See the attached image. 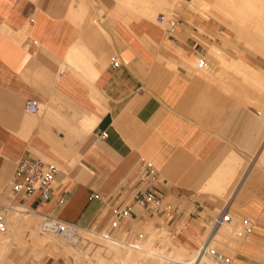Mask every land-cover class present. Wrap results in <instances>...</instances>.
Masks as SVG:
<instances>
[{
    "label": "crops",
    "instance_id": "crops-1",
    "mask_svg": "<svg viewBox=\"0 0 264 264\" xmlns=\"http://www.w3.org/2000/svg\"><path fill=\"white\" fill-rule=\"evenodd\" d=\"M206 2L213 7L217 0ZM202 3L0 0V202L112 237L135 228L140 240L138 232L164 230L180 245L174 249L192 252L219 210L237 203L254 218L250 242L226 248L237 264H264V116L251 105L264 99V69L243 55L234 56V68L224 67L214 45L225 83L198 69L207 44L222 33L208 13L223 22ZM169 5L174 25L167 31L157 17L166 18ZM245 42L264 57V47ZM27 100L37 102V114L26 111ZM102 131L107 137H99ZM234 155L242 164L232 186L236 175H219ZM24 156L58 168L45 202L38 193H10ZM140 189L154 191L160 206L135 204ZM35 243L34 254L63 251L40 244L35 252ZM26 245L8 238L0 264H23Z\"/></svg>",
    "mask_w": 264,
    "mask_h": 264
},
{
    "label": "rangeland",
    "instance_id": "rangeland-1",
    "mask_svg": "<svg viewBox=\"0 0 264 264\" xmlns=\"http://www.w3.org/2000/svg\"><path fill=\"white\" fill-rule=\"evenodd\" d=\"M203 4L204 5L202 6H204L205 9L217 15L224 23L218 20L216 17L212 16L210 13H208L209 14L208 16L213 17L214 20L217 22V24L219 25V30L222 31V33L218 35L219 42L213 41L212 43L207 44L208 51H207L206 60L204 63L205 66L203 67L201 66L198 69L201 70V72H203L204 74L216 79L220 84L225 83L224 81L225 73H222V67L220 66V61H223L222 59L224 58L223 56H225L226 58H230V61H233V59L235 58L234 56L243 55L251 63H253V65L259 66L264 69V57H262V55L258 51H256L254 48L249 47L245 42V40L247 39V41L253 46H256L257 43H259V41L260 42L263 41L261 43H264V33L259 30L253 29V26L258 21L257 17L255 16L256 18H253V16H249L248 14H246V11H244L246 9L245 0H239V1L237 0H231V1L230 0H217L216 4L213 7L210 4L205 3V2ZM235 4H239L241 8L240 7L233 8ZM148 5H149V2H148ZM168 7L169 9H168L166 18H169V16H171L170 15L171 5H169ZM160 9L161 7H159L157 10H160ZM154 14H155V11L152 12V15ZM260 22L261 24L264 23L262 19H260ZM249 26L251 27L252 30H250ZM225 34L229 35L227 43H224L223 41ZM212 45L216 46L215 51L218 52L220 61L216 57V54L210 51V46ZM258 46H260V43L258 44ZM221 63L223 66L225 65L224 62H221ZM224 67H227V66L225 65ZM250 92L251 94L258 96V92L255 89L250 88ZM251 105H253L257 111H260L262 116H264V99H262V103L256 100V102ZM241 164L242 163H240V165L237 166V169L238 167L239 169H241ZM237 178H238V175L236 174L235 180L231 183L232 186L236 184ZM218 195L220 199L222 200V204H224V202L228 199L227 191L224 190L223 193H218ZM28 214L31 217L36 218V225L33 224L31 226H23L19 228L18 231H16L18 235L16 233L10 234V238H12L13 240H15L17 237H22L27 244L25 247L26 252L25 254H22L23 264H40V263L53 264L52 263L53 261H55L56 263L58 262L60 264H79L78 262H82V261H83L82 262L83 264H95L98 257H103L107 260H111L115 264H134V262L135 264H177L169 259H166V257L173 258L174 256L172 253H173L174 248L179 247L180 245L174 244L171 241L170 237L168 236L167 232L164 230H160L157 232L144 230V231L138 232L140 235V240H138V238L135 236V233H137L135 228H129L130 229L129 232L125 233L126 234L125 238H123V234H120L118 237H112L108 235L107 232L98 233V232H94L89 229L87 230L80 229L78 232L79 233L78 241H72L70 239L58 237L53 234H45V233L40 232V222H41L42 217L36 214H32V213H27V216L26 214L24 216L28 217L29 216ZM15 215L16 217H19V218L24 217L22 216L23 214H19L21 216L20 217L17 214L12 213L10 215L8 229H6L7 230L6 232H8L9 230V224L11 222L12 216H15ZM231 215H232L233 220L231 221L230 226L227 225L228 222H225V223L222 222V224H219V226L217 227L215 226L213 228L211 226L212 224H210L206 226L205 231H204V236H205L204 240H205L207 236L209 235V232H210L209 230L213 229L212 235H214V237H213V240L211 241V246H213L215 249L229 256H233V253L231 250L226 248V245H229L230 247H233L239 250L242 244L250 242V233L246 234L243 228L244 226L243 219L246 215H243V213L239 211L237 207V203H234L232 205ZM106 237H111V239L125 242L127 245L126 244L120 245L122 249L129 248L130 245H134V246L137 245L139 247H143L147 244L148 245L155 244L154 247L156 248H154L152 251L156 255H147L144 252L137 250V253L140 252L138 254L139 260L132 261V263H128V261L123 260L121 254L119 253L117 254L115 250L110 248L109 243L112 241H110L111 239H108ZM34 242H36L34 245L35 252H37L38 245L40 244L44 245L46 249L49 247H53V248L57 247L59 249H65L66 247L67 248L66 250H68V252L62 251L61 254H57L58 250H53L50 253L51 258L48 256L46 257L47 251L45 249H39L37 254H34L31 251V248H32L31 245ZM200 245L201 243L199 244V246ZM192 250H194L195 252L194 257H197L196 254L199 252L198 251L199 249L197 250L196 248ZM134 251L136 250L134 249ZM41 252H42V255H40ZM77 252L78 253L80 252V255L82 258L79 260H82V261L76 260L77 258L75 256ZM44 254L45 256H43ZM45 257L47 258V260ZM204 260H206L205 257H204ZM204 260H202L201 263H196V264H209L207 260L206 261ZM183 262L184 264H195L196 259L186 258V260H184ZM234 264H237V262L234 261Z\"/></svg>",
    "mask_w": 264,
    "mask_h": 264
},
{
    "label": "built area",
    "instance_id": "built-area-1",
    "mask_svg": "<svg viewBox=\"0 0 264 264\" xmlns=\"http://www.w3.org/2000/svg\"><path fill=\"white\" fill-rule=\"evenodd\" d=\"M157 22H166L167 23V31L174 25V21L170 18H165L164 14H161L157 17ZM113 66L117 67L119 62L115 59H112ZM203 61L198 63V67H201ZM25 109L29 113L37 114L40 111V107L35 100H27L25 103ZM107 132L102 131L99 134L100 138L107 137ZM145 169L148 175H154V168L150 163H144ZM58 168L55 164H52L49 161H46L42 158H32L28 156H24L20 158L17 162V166L15 172L12 177L11 182V191L10 193L15 196L21 191H24L27 196H31L34 193H38V198L40 202L47 201L51 195L53 194L54 187L52 186V182L56 176ZM161 199L154 191H147L140 189L137 192L134 203L138 206H146L150 205L153 207L160 206ZM17 204H22L25 208V211L30 210L34 211L36 208L25 205L23 203L18 202H0V233L6 230L7 217L8 215L16 209ZM129 208H127L128 210ZM127 210L117 212V217L121 214H125ZM41 222H40V232L45 234H53L58 237L67 238L73 240L74 238L79 237V226H77L74 222L66 221L64 219L59 218L56 215L50 213L41 214ZM233 220L231 215V209L227 206L222 207L219 210L218 216L212 223V227L219 225L221 222H231ZM253 221L250 216H245L243 219V228L246 234L250 233ZM116 221L112 223L115 225ZM199 253L205 254L210 257L216 264H233L232 256H229L214 247L209 246V241L207 239L203 240L202 244L199 246Z\"/></svg>",
    "mask_w": 264,
    "mask_h": 264
},
{
    "label": "bare ground",
    "instance_id": "bare-ground-1",
    "mask_svg": "<svg viewBox=\"0 0 264 264\" xmlns=\"http://www.w3.org/2000/svg\"><path fill=\"white\" fill-rule=\"evenodd\" d=\"M231 1V0H230ZM237 1H239V0H237ZM127 2V1H126ZM202 2L204 3H207L206 2V0H202ZM226 2V1H225ZM147 3V2H146ZM202 3V5H204ZM235 3V2H234ZM240 4V3H239ZM239 4H235L234 6H233V8L234 7H240V5ZM144 5H146V4H144ZM208 5V4H207ZM245 5H246V9L244 10V11H246V14H248L249 16H253V18H256L257 17V23H255V25L253 26V29H255V30H259V31H261V32H263L264 33V23H262L261 24V22H260V19H262L263 20V22H264V0H245ZM147 6V5H146ZM204 7V6H203ZM241 8V7H240ZM237 9V8H236ZM217 11H218V9H217ZM220 12V11H219ZM225 12V11H224ZM231 12V11H230ZM225 15V14H224ZM246 16V15H245ZM256 16V17H255ZM230 20V19H229ZM256 20V19H255ZM239 25V24H238ZM244 25V24H243ZM249 28H250V30H252L251 29V27L249 26ZM254 31V30H253ZM254 34V33H253ZM261 42H263V41H261ZM260 41H259V43H260V46L259 47H264V43H261ZM259 43H257V45L256 46H258V44ZM253 44V43H252ZM256 44V43H255ZM221 48V47H220ZM224 48V47H223ZM225 49V48H224ZM226 50V49H225ZM229 55V54H228ZM224 58L222 59L223 61L222 62H224V64L228 67V66H230L231 68L235 65V64H233L232 63V61H230V58H226L225 56H223ZM224 65V66H225ZM241 65V64H240ZM247 65V64H246ZM203 66H205V64L203 63L202 64V67ZM247 67V66H246ZM234 68V67H233ZM248 68V67H247ZM236 69V68H235ZM239 70H240V72H241V69L239 68ZM250 70H253V69H251L250 68ZM249 70V71H250ZM256 70V69H255ZM245 71V70H244ZM239 72V71H238ZM242 73H243V71H242ZM244 74V73H243ZM249 74V73H248ZM239 75V74H238ZM242 75V74H241ZM250 75V74H249ZM243 76V75H242ZM254 77V75H252L251 74V77ZM256 76V75H255ZM247 77H248V75H247ZM252 77V78H253ZM261 77V76H260ZM245 78H246V76H245ZM244 78V79H245ZM255 78V77H254ZM259 78V77H258ZM261 78H263V77H261ZM249 80H250V77H249ZM255 80V79H254ZM246 81H248V80H246ZM262 81H263V79H262ZM250 83H251V81H249ZM261 82V81H260ZM256 83V82H255ZM259 86V85H258ZM263 86V85H262ZM258 88V87H257ZM240 163H242V160L237 156V155H234V157H233V160H232V162H231V164H229V165H224V167L221 169L222 170V172H220V177L221 176H225L226 178H229L228 179V181L229 180H231V179H233L234 177H235V175H236V173H237V166L238 165H240ZM239 168V167H238ZM220 185V179L218 178V179H215L214 180V186H219ZM220 187V186H219ZM224 187V186H223ZM213 188V187H212ZM230 202V201H229ZM229 204V203H228ZM227 204V205H228ZM232 204V203H231ZM232 206V205H231ZM12 213H14V214H17L18 216H20L19 214H23L22 216H24L25 214H26V216H27V213H32V214H36V215H38V216H40L41 217V215H39L38 213H35L34 211H30V210H27V211H25V208H24V206L22 205V204H17L16 205V209L13 211V212H11L9 215H8V217H7V224H6V229H8V223H9V219H10V215L12 214ZM29 215V214H28ZM26 216H24V217H22V218H19V217H16V215L15 216H12V219H11V222H10V224H9V230H8V232H6L7 230H5L4 232H1L0 233V249H1V246H2V244L8 239V238H10V234H15L16 233V231H18V229L19 228H21V227H23V226H31V225H33V224H35L36 225V218L35 217H31L30 215V217L28 216V217H26ZM33 216V215H32ZM21 217V216H20ZM251 217V216H250ZM252 218V217H251ZM252 221L254 222V219L252 218ZM224 223H225V221H223ZM220 224H222V222L220 223ZM228 226H230V223H228L227 224ZM232 225V224H231ZM212 226V225H211ZM210 226V227H211ZM217 226H219V225H217ZM216 226V227H217ZM213 228V227H212ZM80 229H83V228H79V230ZM208 229H210V228H208ZM252 230V229H251ZM210 232H209V235L207 236V240L209 241V246H211V241L213 240V237H214V235H212V233H213V229H211V230H209ZM6 232V233H5ZM79 232V231H78ZM3 233V234H2ZM92 233V232H91ZM17 234V233H16ZM6 235H8V236H6ZM18 235V234H17ZM17 235H15V236H17ZM107 238V237H106ZM78 239H79V237L78 238H74L72 241H78ZM108 239H111V238H109L108 237ZM110 241H112V242H110ZM109 242V246H110V248L111 249H113V250H115L116 252H117V254L119 253V254H121L122 255V258H123V260H126V261H128V263H132V261H136V260H139L138 259V254L140 253L139 251H141V252H144L145 254H147V255H156V254H154V252L152 251L154 248H156V247H154V245L155 244H153V245H145V246H143V247H139V246H134V245H130L129 246V248H125V249H122L121 247H120V245H122V244H126L125 242H123V241H118V240H115V239H111ZM106 244H107V242H106ZM150 244V243H149ZM127 245V244H126ZM211 247H213V246H211ZM136 250V251H134V249ZM67 248L65 247V249H62L63 251H65V252H68V250H66ZM71 250V249H70ZM69 250V251H70ZM137 250H139L138 252L139 253H137ZM73 251V250H72ZM80 251V250H79ZM199 251V250H198ZM195 252L193 251H189L185 246H182L181 248H178V249H174L173 250V258H167L166 257V259H169V260H171V261H173L174 263H177V264H184V260H186V258H189V259H192V258H195L196 259V262H195V264L196 263H201L202 262V260H204V257L206 258V260H207V262H209V264H216L210 257H208L207 255H203V254H201V253H197L196 255H197V257H194L195 256V254H194ZM158 254V253H157ZM120 255V256H121ZM141 255H143V254H141ZM74 256V255H73ZM119 256V255H118ZM77 259L76 260H79V259H81L82 257H81V255H80V252L78 253H76V256H75ZM96 257V256H95ZM115 257H117V256H115ZM142 257V256H141ZM114 258V257H113ZM232 258H233V256H232ZM206 260H204V261H206ZM79 261H82V260H79ZM87 261V260H86ZM166 261V260H165ZM192 261V260H191ZM195 261V260H194ZM83 262V261H82ZM82 262H78L79 264H83ZM93 262V261H92ZM125 263V262H124ZM95 264H115L113 261H111V260H107V259H105V258H103V257H98L97 258V260H96V263ZM134 264H135V262H134ZM233 264H234V259H233Z\"/></svg>",
    "mask_w": 264,
    "mask_h": 264
}]
</instances>
